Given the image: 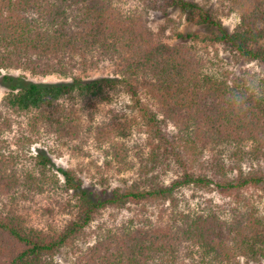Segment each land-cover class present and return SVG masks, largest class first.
Wrapping results in <instances>:
<instances>
[{
	"label": "trees",
	"instance_id": "obj_1",
	"mask_svg": "<svg viewBox=\"0 0 264 264\" xmlns=\"http://www.w3.org/2000/svg\"><path fill=\"white\" fill-rule=\"evenodd\" d=\"M154 1L163 14L164 6L175 8L198 25L211 27L215 41L255 62L261 77L242 72L228 82L225 73L211 71L193 45L164 44L146 26L144 7L124 13L113 0H0V71L71 78L39 84L2 76L8 91L0 101V201L5 198L7 203H0V264H55L60 248L83 236L106 207L155 199H171L174 205V191L189 184L236 192L246 186L264 187L261 169L238 168L228 177L222 160L224 154L236 163L264 159V48L257 45L264 39V0H222L239 14L232 32L195 3ZM142 2L154 7L151 0ZM177 36L199 39L191 33ZM103 61L117 65L118 77L73 76ZM121 93L138 113L148 145L155 146L149 160L155 161L160 146L181 172L168 186L115 188L102 199L85 190L71 170H56L63 180L58 185L56 177L47 176L51 161L42 153L36 154L32 169L20 167L18 155L7 152L5 135L15 121L10 115L25 121L31 134H21L24 140L39 134L74 138L84 129L105 141L102 126L91 116L84 122L81 115L93 101L109 104ZM167 123L176 128L170 138L164 132ZM107 146L106 157L117 165V172L123 171L128 148L122 142L109 141ZM206 149L216 180L196 176L187 164L189 156L191 162ZM48 181L69 195L60 207L73 215L59 229L43 230L25 223L16 200L26 191L41 192ZM239 206H230L227 214L209 206L206 212H179L163 227L107 228L72 264H185L186 259L190 264H264V217L255 207Z\"/></svg>",
	"mask_w": 264,
	"mask_h": 264
},
{
	"label": "rangeland",
	"instance_id": "obj_2",
	"mask_svg": "<svg viewBox=\"0 0 264 264\" xmlns=\"http://www.w3.org/2000/svg\"><path fill=\"white\" fill-rule=\"evenodd\" d=\"M114 4L124 13H130L134 9H147L146 26L155 38L169 46L186 43V46L193 45L211 67L212 72L218 75L225 73L228 82L242 72L245 76L261 77V72L255 62H248L233 54L224 44L215 41L213 29L207 25H198L194 20H189L185 14L178 9L165 7V14L162 13L160 4L151 0L147 7L142 0H113ZM195 3L203 10L209 12L213 20H219L224 28L232 32L239 22V14L228 8L222 0H186ZM187 33L199 37L193 42L190 39H180L177 35L185 36ZM259 47L264 48V39L257 42ZM3 75L22 77L23 82H34L39 84L69 82L70 77H60L56 74L32 75L22 70H1L0 71V101L7 93V84L3 81ZM119 71L115 63L103 61L94 68L76 70L73 76L83 80L118 77ZM13 117L12 130L5 135L7 140V152L17 154L20 161L19 166L32 168L37 153L47 156L51 163L48 165L47 176L56 177L58 185L63 180L56 171L58 168L71 170L81 180L82 187L88 192L102 198L110 197L113 189L121 191L129 186H137L140 189H149L155 184L168 186L172 181L178 180L180 171L174 165L172 157L166 154L159 146L158 155L155 161H150V152L153 146L148 145L149 135L145 127L140 123L138 113L132 109L130 99L126 94H118L107 104L98 100L93 101L83 112L82 119L85 121L92 117L95 124L102 126L105 132V141L97 140L94 133L82 129L74 138L60 140L55 136L39 134L29 136L30 141L21 138V134H31L20 117ZM159 119L161 118L158 115ZM164 132L170 138L175 134L176 128L167 123ZM109 133V134H108ZM107 138V140H106ZM100 141V142H99ZM122 142L128 148L127 165L123 171L117 172V165L106 157L108 142ZM156 144V142H154ZM155 147V146H154ZM211 153L203 151L197 158L187 164L191 165L192 172L197 176L206 175L214 178L210 167ZM224 169L227 175L234 177L238 168L246 172L249 167L264 171V159L256 163L234 162L228 159L225 154L222 157ZM22 164V165H21ZM20 169V168H19ZM18 169V170H19ZM218 178V177H217ZM216 180V178H214ZM69 195L61 190L55 189L48 181L42 191L18 196L16 206L24 216L25 223L38 229H59L72 218V213H63L61 203L68 199ZM70 198V197H69ZM171 199L165 200H142L139 203H127L122 208L106 207L101 212L99 220H95L89 226L83 236L60 248L54 257L55 264H72L87 247L94 243L96 234L107 228L114 229L118 226H144L151 224L156 227H163L172 223V215L177 213L206 212V206L217 212L227 214L230 206L237 203L240 207H255L257 212L264 217V187L246 186L238 192L231 190H219L214 185H184L176 189ZM0 203H7L5 198ZM242 205V206H241ZM60 207V208H59ZM100 227V229H99ZM185 252V251H184ZM181 253V259H183ZM184 261V260H183ZM239 261H242L241 259ZM185 264H190L186 259Z\"/></svg>",
	"mask_w": 264,
	"mask_h": 264
}]
</instances>
